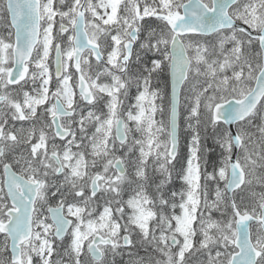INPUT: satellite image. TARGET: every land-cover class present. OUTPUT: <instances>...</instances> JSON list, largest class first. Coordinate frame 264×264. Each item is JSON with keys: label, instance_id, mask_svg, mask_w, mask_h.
I'll return each instance as SVG.
<instances>
[{"label": "snow or ice", "instance_id": "snow-or-ice-1", "mask_svg": "<svg viewBox=\"0 0 264 264\" xmlns=\"http://www.w3.org/2000/svg\"><path fill=\"white\" fill-rule=\"evenodd\" d=\"M0 264H264V0H0Z\"/></svg>", "mask_w": 264, "mask_h": 264}]
</instances>
